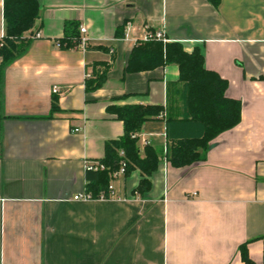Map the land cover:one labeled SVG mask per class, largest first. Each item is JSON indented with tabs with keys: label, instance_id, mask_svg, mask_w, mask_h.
<instances>
[{
	"label": "crops",
	"instance_id": "1",
	"mask_svg": "<svg viewBox=\"0 0 264 264\" xmlns=\"http://www.w3.org/2000/svg\"><path fill=\"white\" fill-rule=\"evenodd\" d=\"M36 1L29 46L0 77V264H244L242 244L264 264V0ZM145 28L199 48L204 67L227 81L225 96L240 102V122L202 160L175 167L165 120L149 119L140 154L145 140L163 155L149 190L133 192L135 169L112 182L114 199L75 201L86 164L123 134L107 107L164 106L179 77L176 64L123 74ZM97 63L110 65L106 81L87 92Z\"/></svg>",
	"mask_w": 264,
	"mask_h": 264
},
{
	"label": "trees",
	"instance_id": "2",
	"mask_svg": "<svg viewBox=\"0 0 264 264\" xmlns=\"http://www.w3.org/2000/svg\"><path fill=\"white\" fill-rule=\"evenodd\" d=\"M210 1L213 5L218 3L217 0ZM38 16L39 6L36 0H3L4 33L0 46V77L4 69L27 50L30 39L24 33L34 26ZM120 35L117 32V36ZM168 64L177 65L179 77L177 81L167 84L164 106L107 107L109 112L122 121L123 134L118 139L105 143L104 155L98 160L104 165L103 170L85 169L86 191L93 197L106 191L111 173L119 168L121 162L125 163V176L135 169L140 173L133 192L142 195L149 190L150 176L163 155L148 144L143 147V155L140 154L139 132L147 120L158 116L165 120L167 138L174 142L166 156L175 167L202 160L210 141L240 122V102L225 96L227 81L204 67L199 48L186 52L179 42L137 41L130 51L123 74ZM109 67L108 63L95 64L85 78V91L101 88ZM57 110L56 102L53 101L51 114ZM120 152H123L122 156ZM239 252L244 264H253L246 244L239 247Z\"/></svg>",
	"mask_w": 264,
	"mask_h": 264
},
{
	"label": "built area",
	"instance_id": "3",
	"mask_svg": "<svg viewBox=\"0 0 264 264\" xmlns=\"http://www.w3.org/2000/svg\"><path fill=\"white\" fill-rule=\"evenodd\" d=\"M129 28V26H128ZM127 28V29H128ZM79 31L81 34H84L86 32L85 27L80 26ZM3 36V35H2ZM2 36L0 37V46L2 45ZM128 31H125L123 34V37L121 40H128ZM131 40V39H130ZM149 40H160L162 42H165V36L162 30H150L145 28L144 34L139 39H133V43L135 44L137 41H149ZM87 38L85 36H81L78 40V48L82 51L87 48ZM53 92L56 93L58 91L57 87H53ZM72 132H78L79 128H74L71 130ZM143 145H147L148 142L145 140L141 141ZM120 155H123V152H120ZM92 168L93 170H103L105 167L103 164L99 163L98 161L89 162L86 164L85 169ZM125 173V163L121 162L119 168L111 173V182L107 185L106 191L101 192L98 196L93 197L89 192L86 190L83 193H78L73 196V200L75 201H91V200H112L115 196V190L113 181L118 179L119 177L124 176Z\"/></svg>",
	"mask_w": 264,
	"mask_h": 264
},
{
	"label": "rangeland",
	"instance_id": "4",
	"mask_svg": "<svg viewBox=\"0 0 264 264\" xmlns=\"http://www.w3.org/2000/svg\"><path fill=\"white\" fill-rule=\"evenodd\" d=\"M110 183V182H109Z\"/></svg>",
	"mask_w": 264,
	"mask_h": 264
}]
</instances>
